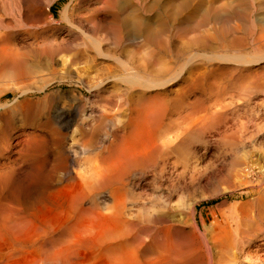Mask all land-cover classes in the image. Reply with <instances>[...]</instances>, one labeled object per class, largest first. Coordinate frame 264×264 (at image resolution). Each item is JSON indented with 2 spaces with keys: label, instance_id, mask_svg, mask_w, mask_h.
<instances>
[{
  "label": "bare ground",
  "instance_id": "6f19581e",
  "mask_svg": "<svg viewBox=\"0 0 264 264\" xmlns=\"http://www.w3.org/2000/svg\"><path fill=\"white\" fill-rule=\"evenodd\" d=\"M55 1L0 0V94L2 78L26 62L25 47L41 43L46 56L56 41L49 29L37 33L53 29ZM103 3L113 17L107 37L98 35L96 15L94 22L79 18L69 3L56 21L82 34L76 55L71 41L62 54L81 57L93 74L105 72L113 88L128 90L98 104L115 107L116 126L112 107L90 116L93 110L72 103L42 113L28 160L0 164V264H264L251 250L264 249V153H248L264 132V0L263 7L255 0ZM240 85L262 94L231 115L218 97L208 98ZM207 155L213 158L201 167ZM201 182L223 183L231 193L198 220L195 208L179 211L171 199Z\"/></svg>",
  "mask_w": 264,
  "mask_h": 264
},
{
  "label": "rangeland",
  "instance_id": "374dc122",
  "mask_svg": "<svg viewBox=\"0 0 264 264\" xmlns=\"http://www.w3.org/2000/svg\"><path fill=\"white\" fill-rule=\"evenodd\" d=\"M261 1L262 0H255L256 3L257 2L259 3V5H260L259 7H263V5L260 4ZM65 3H67V4L69 3L68 5L74 9V12L76 10L75 14H77L78 15L77 17H79V18L80 17L81 18H89V19L92 18V21L94 22V20L97 19L96 17H98V20H96L94 22L95 24H96V22H98L95 25V27L98 28V29L96 28V30H99V31H97V33L100 32L98 35L102 36V34L104 33L103 36L105 34H107L109 36V31H110V28L109 27L112 26L111 23H112L113 17H112V11H110L107 7L104 8V6H103L104 5L103 0H56L53 3V5L51 6V11H53L52 14H53V17L55 18L54 19L55 23L53 24L54 25L53 29L52 28H47V29L46 28H44V29H41L40 28L41 30L40 29L39 30L37 29L38 31L37 30L36 31H37V33L38 32L40 33L41 31H44V30H48L49 29L48 30V34L49 35L53 34L56 37V41L59 43V45L62 44L59 47L58 46V43L55 40H53V43H51L54 46L55 45L54 43L56 42V45L55 46L57 48L59 47L58 48L59 51H57V48L55 46L53 47L51 44H49L48 47H49L50 51L49 50H47L48 52L45 51L46 54L48 53L46 55L47 56L46 57V56H44L45 55L44 54V51L42 50L43 53L41 52V49H40L41 43L37 44V46H32L31 45V47H25L26 53H25V49H24V54H25L24 60L26 62L24 63L23 66H21L19 68L21 70H18L15 73L16 75L15 74H9V73H7L6 76L4 75L5 77L3 76L4 79L2 78V81L4 80L3 83L1 84V88L3 90L2 91L3 93L0 94V164L2 163L1 164L2 166H3L4 163H5V165H8V164L11 165L12 163H15V164L18 163V162L21 163V160H23V159L25 161L28 160V158H29L28 156H30V154H31V150H30L31 149V140H32V136H33V135H31L32 134L31 132L37 133L38 132V127H37V124L36 123L37 122H40V121H44V118H42L43 114L44 113H47V112H52L57 106L58 107H65V106H68L69 104L73 105L75 103L74 106L77 104L75 106V109L77 111H80L81 110L84 113L86 111V114L87 113L89 114L90 111L93 110V112L90 113V116H91V114H95V112H96V114H98V112H99V110L101 108L102 109H105L106 112L110 111L111 113L109 112V114H112V116L114 118L113 119L114 122L111 123L110 126H112V125L116 126L115 123L117 122L116 121V117L117 116L115 114L116 111L114 110L115 107H112L110 105H106L107 107L106 106L102 107L104 105V101L103 100H105V98L106 99L107 98L110 99V96H111L112 97L111 98V101H113V103H114V100H116L117 98H114V100H113V94H118V93L119 94H121V93H123V94H126L127 93L128 94V90H126V87L125 86L123 87V83H121V85H119V88L118 89L116 87L113 88L112 87L113 86V79L109 76V74H107L105 72H103V73L101 72L103 74V76H105L104 78H103V76H102L101 73L99 74V73L94 72V74H95L94 75L93 74V70L94 69H92L90 71V69L88 67H86L87 66V63L84 64V61L85 60L83 61V59L81 57L78 58V57H75L74 56V55H76V52H77V50H75L74 46L77 47V48H79V49L82 47V45L80 44V41L82 39V34H80V32H79V30L77 28H76L77 29L76 30V29H73V28L68 27L66 24H58V22H57V21H59L58 20L59 19V12H58V10H59L60 6L63 5V4H65ZM92 9H93V11H92ZM88 10H91L92 15H90L91 12L90 11L88 12ZM103 10L104 11H107V12L104 13ZM94 11H96V14H95ZM98 11H100V12H98ZM82 12H84V13H82ZM80 13H81V15H79ZM95 15H96V17H95ZM106 15H107V17H106ZM104 16L106 17V19H104V20L103 19H100V18H105ZM110 16L112 17V19H111ZM116 18H118V19H116ZM121 18H122V16H118V17L115 16L114 19L119 22V21H121ZM101 21H102V23H104V22L106 23L107 21H109V24H110V26H109L108 25V22H107V24L104 23L105 26L104 25L101 26V27H103L104 31H103V29H101V27L99 25V22H101ZM104 27H106V28L108 27V28L105 29ZM75 33H76V35H74ZM53 35H51V36H53ZM78 35H80L81 37L78 36ZM107 35H105V36L107 37ZM77 36H78V38H77ZM73 37H76V39L73 38ZM71 38L74 39V41ZM77 39H79V40L77 41ZM70 41L73 44H76L77 43L78 46L71 44ZM64 44H66V45H64ZM71 45H73L72 46L73 47L72 50L70 49V46ZM79 46H81V47H79ZM37 47H38V49H37ZM79 49H78V51H79ZM36 50H37V52H36ZM69 50H71V51H69ZM53 51H54V53H53ZM64 51L66 53L69 51V53L74 54V55L72 56L71 54H62V53H64ZM72 51L73 52L75 51V52L72 53ZM49 53H51V54H49ZM55 53L57 55V58H55L56 57ZM58 53L60 54V56L61 55H64V57L66 58L67 63L69 62V64H67L65 62L63 56L58 57L59 56ZM52 54H54V55H52ZM41 55H42V57H41ZM50 55H52V57ZM68 56H70V58H68ZM72 57L75 58V59H73ZM48 58H49V60L50 59H53V60H50L51 63L50 62L47 63V61H49ZM58 58H61V59H58ZM78 59H80V61ZM56 60H58V61H56ZM62 60H63V62H62ZM69 60L71 62H73V60L74 61L75 60H78L77 61L78 63H73L72 65H70V61ZM44 61H46V62H44ZM43 62L45 64L47 63L46 64V67L47 68H45V64ZM52 62H54L55 64H53ZM56 62L57 63L60 62L61 63V66L60 67H56V66H59V64H60V63L57 64ZM26 63H29L31 66L29 67V64H26ZM48 64H49V66H48ZM50 64L51 65H56V66L54 67V66H51ZM66 64H67V66H66ZM81 64H82V66L84 64V66H83V67H85L84 70H88V73L89 74H92L91 77L94 76V79L91 78L90 75H88L87 77H86V75L83 76V72H82L83 67L81 66ZM76 65L78 66V70H77V66ZM74 66H76V67H74ZM79 66L82 67V68L80 69ZM62 67H64V68L62 69ZM28 68H29V71H28ZM30 68H31V71H30ZM72 68H74V69H72ZM75 68H76L77 71L75 70ZM25 69H26V72L28 71L27 73L26 72L24 73ZM64 69H66V70H64ZM68 71H70L73 74H71L69 72L71 74L70 75L68 73ZM32 72L35 73V74H32ZM17 73L18 74L20 73L19 75L22 74L21 75L22 77L26 75L24 77L25 79H23L21 77L19 78V75ZM30 73H31V76L29 75ZM78 73L79 74L82 73V76L85 77V78H81V79L78 78L80 81L77 80L76 78L79 76ZM96 74H97L98 77L96 76ZM106 74H107V76L110 77L111 80L109 79V77L106 78ZM8 75H9V77H8ZM14 75H15V77H14ZM29 76H30V78H29ZM75 76H76V78H75ZM82 76L80 75V77H82ZM12 77H13L14 80L12 79ZM89 77H90V79H89ZM15 78L16 79L19 78L18 79L19 81L16 80ZM85 79H86V81L89 79V81H87L86 83H87V86H88V84L91 83L90 84L91 86H88V87L86 86V83L84 81ZM12 80L15 81V82H13ZM22 80H24L25 83ZM81 81H84V83H82ZM88 82H90V83H88ZM94 82L97 83V84H93ZM240 83H242V82H240ZM91 87H93V88H91ZM122 87H123V89L125 88V91L122 89ZM240 87H241V90L239 89ZM240 87H238L237 89L235 88L236 89L235 91L233 89H232L233 91L232 90H230V91L226 90L227 91L226 94H214V95L213 94H208V96H209L208 98L210 100L211 99L213 100L215 98V96H216V98L218 97L217 100H219V103L221 104V111L227 112V115L228 114L231 115V112H233L234 109L235 110H237V109L241 110L242 107L244 108L245 105H252V103L254 102V100H255V103H256L258 101V95L257 94H262L261 92H259L257 90L254 91L255 89H253V88H252L253 91L251 90V88L249 89L250 91H247L248 89L245 90V88H243V86L240 85ZM242 88H243V90H242ZM78 94H79V96H78ZM90 94H105V95H107V97L105 95L104 96L102 95L103 98H102V96H90ZM61 95H63L65 98L63 96H61ZM76 95H77V98H76ZM222 95H223L222 100H224V102H222V100H220L221 97H222ZM82 96H83V99L84 100L86 99L85 96H87V99L85 101L82 100V98H79L78 99V97H82ZM61 97L63 98L64 101L62 100ZM71 98H72V100H71ZM91 98L93 100L95 98V101L96 102L93 101V100L90 101L89 99H91ZM227 98L230 99V100H228ZM96 99L97 100L98 99L100 100V101L98 100L99 103H97V100ZM54 101H56L57 104H56V102L53 103V104H51ZM87 101H89L88 103H90V106L93 107L92 109L88 105ZM63 102H65V104ZM91 102H92V105H91ZM100 102H102V103H100ZM225 102H227V103H225ZM222 103L225 104V106L223 105L224 107H222ZM48 104L49 105H52V106L49 107ZM93 104H95L96 107ZM98 104H101L102 106L101 105L98 106ZM79 107H80V109H79ZM84 107H86V108H84ZM110 107H112V108H110ZM45 108H47V109H45ZM98 108H100V109H98ZM107 108H110V110H108ZM222 108H224V109H222ZM218 110H220V109H218ZM114 111H115V113H114ZM40 112H41V114H40ZM113 113H114V115H113ZM76 118H78V117H76ZM228 118L231 119V116H228ZM89 120L90 119H87L86 121L92 122V120L91 121H89ZM232 124L233 123L229 122V126L230 127L233 126ZM114 126H113V128H115ZM106 127H108V125ZM106 127H105V130H107ZM255 142L257 144L259 143L260 146H259V144L257 146ZM263 143H264V132L263 133H260L259 132V134L256 135V138L254 140V147L256 146L257 148L256 147L255 148L253 147L252 149L250 148L248 153L249 154H251V153H254L255 154L257 151H262L264 153V147H261V146L264 145ZM261 144H263V145H261ZM27 149H29V150H27ZM254 149H255V151H253ZM250 151H253V152L250 153ZM239 153H241V152H239ZM239 153H237V154H239ZM243 154L245 155V153H243V152H242V154L239 155L240 158L238 160H241L242 158L244 159L245 156L243 157ZM238 157L235 156V159L238 158ZM207 158H209V160H212L213 156L212 155L205 156V158H203L202 161H201V163H200V166L201 167L203 165H205V164L208 165L210 163ZM24 160H23V162H24ZM10 165H8V166H10ZM13 166H14V164H13ZM203 167H205V166H203ZM200 184H203V186H201ZM194 185H192L191 187L190 186L189 187H186L184 189H179V191H177V193H175V195H173V197L171 199V201L173 200L171 202V205L174 206V207H177L179 209V211H183L181 209H185L187 205H188V207L192 206L193 209L195 208L194 211H195V215H196V217H197L198 220H199L198 217H199L201 211H202L201 212L202 215L205 218L210 217L211 214H212V212H215V210L218 211V208H220L221 203L223 201H225V199H228V197H229L228 195H230V193H231L230 190H228V188H226V185L225 184L223 185V183H220L219 184L220 185V188H219L218 185L215 186L213 183H211V187H210V184H207L206 185L205 182H201L199 184L196 183ZM217 186L220 189V192L221 193L218 191ZM191 188H192V190H191ZM198 188L201 189V190H199ZM221 188H223L222 189L223 192H222ZM185 189H186V191H184ZM224 189H225V191H224ZM215 190H217V192H219V194ZM240 191H242V190H238V192H240ZM188 192H190L191 194L188 193ZM227 201H229V200H227ZM260 237L261 236H259L257 238H260ZM253 249L254 250H257L258 251L257 253L262 254L261 256H264V254H263L264 253V249L258 250V249H256V246H252L251 247V250L254 251Z\"/></svg>",
  "mask_w": 264,
  "mask_h": 264
}]
</instances>
